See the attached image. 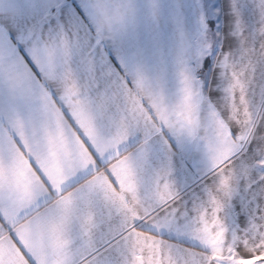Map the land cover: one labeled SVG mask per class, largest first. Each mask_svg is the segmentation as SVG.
<instances>
[{
    "label": "snow or ice",
    "instance_id": "snow-or-ice-1",
    "mask_svg": "<svg viewBox=\"0 0 264 264\" xmlns=\"http://www.w3.org/2000/svg\"><path fill=\"white\" fill-rule=\"evenodd\" d=\"M0 264H264V0H0Z\"/></svg>",
    "mask_w": 264,
    "mask_h": 264
}]
</instances>
